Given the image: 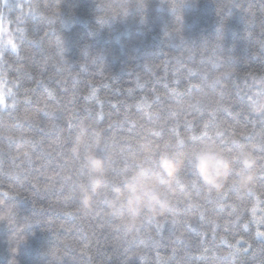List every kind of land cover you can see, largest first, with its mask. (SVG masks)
<instances>
[{"label":"trees","instance_id":"1","mask_svg":"<svg viewBox=\"0 0 264 264\" xmlns=\"http://www.w3.org/2000/svg\"><path fill=\"white\" fill-rule=\"evenodd\" d=\"M68 117L117 159L158 126L264 143V0H0V264H264L259 190L127 235L108 204L77 211Z\"/></svg>","mask_w":264,"mask_h":264},{"label":"clouds","instance_id":"2","mask_svg":"<svg viewBox=\"0 0 264 264\" xmlns=\"http://www.w3.org/2000/svg\"><path fill=\"white\" fill-rule=\"evenodd\" d=\"M209 137L199 139L198 142L189 141L185 145H174L167 154H161L157 168L132 171L123 177V186L112 189V198L107 202L113 217L119 219L117 230H123L127 235L139 224L173 214L179 200L193 198L200 191L221 193L230 189L239 194L251 189L255 179L254 151L250 148L239 151L240 167L234 172L233 163L237 158H229L216 138L211 135ZM84 142L82 134L74 143V155H79L80 146ZM84 164L87 174L79 182L78 188L81 203L86 204V210H90L94 206L95 197L105 188L107 164L100 156L90 152H85ZM186 167L195 177V182L191 186L186 183L182 188L177 180ZM257 206L252 207L251 211L259 221L256 216Z\"/></svg>","mask_w":264,"mask_h":264},{"label":"snow or ice","instance_id":"3","mask_svg":"<svg viewBox=\"0 0 264 264\" xmlns=\"http://www.w3.org/2000/svg\"><path fill=\"white\" fill-rule=\"evenodd\" d=\"M5 6H7V0H5ZM138 7L140 5H137ZM22 7V6H20ZM15 47V45H13ZM196 87V86H194ZM48 98H52L53 94L49 92L47 94ZM43 111V109H40ZM102 118V117H101ZM25 119H29L28 116ZM112 125L109 124L108 128L111 129ZM135 123L132 124V128H135ZM43 131V129H41ZM210 124L205 122L202 128L199 130V136L197 135H185L183 138H180V134L173 127L171 130H166L164 127H157L153 131H149L148 135H141L140 140L143 143H139L138 147L140 149V154L138 157L131 156L127 159H117L119 153L110 152L109 145L107 140H102L101 133L105 132V129L96 130L94 123H85L84 121H80L79 124H75L73 122L72 117H68L66 120V135H63V142L66 145H69L67 151L68 159L64 161L65 164L69 162H76L77 167L74 172H69L65 174L63 180L68 182L71 185V195L69 199H72L76 202H79V207L77 211L83 210L86 214L100 215L97 208L100 207L101 204H107L108 197L113 195L112 189L116 187L123 186V177L130 174L132 171L139 170H153L159 166V158L162 153L167 154L174 145H185L186 142H198L199 139L202 138H210L209 137ZM88 133V134H86ZM84 135V144L80 146L79 155H74V143L77 141L80 135ZM215 137L219 138L217 143H220L224 148L226 155L229 158L236 157L237 159L233 163V171L239 169L240 164L238 161V154L242 148H250L257 154H255L256 163L253 167V172L255 179L252 181V187L245 194L255 195L256 191H260L261 195H264V143H252L250 146L238 142L235 138L225 139L224 134L220 131L215 132ZM11 139V138H10ZM85 152L94 153L95 155L100 156L107 164V174H106V184L103 192L95 197V203L93 208L90 210H86V204L81 203V192L78 188V184L80 181L84 180L87 172L86 165L84 164V154ZM24 155H28V153H24ZM195 182V177L190 174V170L186 167L180 174L177 183L183 188L187 183L191 186ZM64 185H61V191H63ZM233 192L230 189L221 193H210L205 191H200L196 196L199 198L195 203L193 202V198L185 197L177 202L174 213L171 214L173 217L177 216L180 212L178 208L179 205H184V211H192L193 209H201L203 205L199 201H206L208 203L213 202L215 200L216 206L218 209L223 210L229 205L226 204V200L229 197V194ZM239 199V197H237ZM261 199L259 196L256 197V202L253 205L256 206L261 203ZM2 203V201H0ZM232 211H236L235 204L231 205ZM207 211V209H204ZM204 211L200 212V219H204ZM104 215L107 217H113L110 211L104 212ZM162 219L166 220L168 215L162 216ZM253 220H256L252 215ZM159 224L160 222L157 221ZM173 223H176L175 219H173ZM260 223H264V221H260ZM190 226V225H189ZM248 225L245 224L244 228L247 229ZM256 237L264 240V231L260 230L258 227L255 233ZM239 243V242H238ZM251 247V245H249ZM207 251V249H205ZM247 251V249L245 250ZM55 255V252L52 253Z\"/></svg>","mask_w":264,"mask_h":264}]
</instances>
